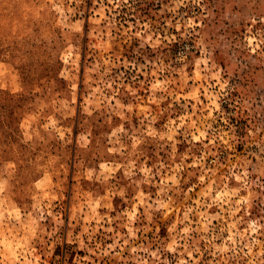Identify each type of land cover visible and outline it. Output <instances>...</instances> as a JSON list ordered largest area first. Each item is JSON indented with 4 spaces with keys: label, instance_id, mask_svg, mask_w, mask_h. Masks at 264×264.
<instances>
[{
    "label": "rangeland",
    "instance_id": "1",
    "mask_svg": "<svg viewBox=\"0 0 264 264\" xmlns=\"http://www.w3.org/2000/svg\"><path fill=\"white\" fill-rule=\"evenodd\" d=\"M0 264H264V0H0Z\"/></svg>",
    "mask_w": 264,
    "mask_h": 264
}]
</instances>
